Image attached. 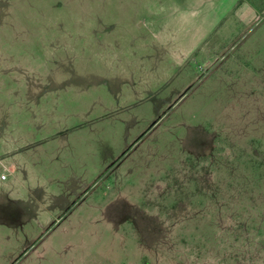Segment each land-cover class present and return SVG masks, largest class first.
Here are the masks:
<instances>
[{"label":"rangeland","instance_id":"1","mask_svg":"<svg viewBox=\"0 0 264 264\" xmlns=\"http://www.w3.org/2000/svg\"><path fill=\"white\" fill-rule=\"evenodd\" d=\"M251 1L256 20L230 17L188 63L164 61L157 100L66 146L74 166L46 168L40 240L0 264H264V0ZM66 3L0 0V33L41 30Z\"/></svg>","mask_w":264,"mask_h":264},{"label":"crops","instance_id":"2","mask_svg":"<svg viewBox=\"0 0 264 264\" xmlns=\"http://www.w3.org/2000/svg\"><path fill=\"white\" fill-rule=\"evenodd\" d=\"M227 1L74 0L41 30L0 33V255H25L40 240L46 168L74 166L63 151L84 129L151 102L164 61L186 64L230 17L249 24L260 14L251 0Z\"/></svg>","mask_w":264,"mask_h":264}]
</instances>
